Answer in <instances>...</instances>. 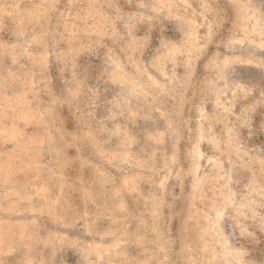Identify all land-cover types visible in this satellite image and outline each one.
I'll use <instances>...</instances> for the list:
<instances>
[{
    "label": "rangeland",
    "instance_id": "374dc122",
    "mask_svg": "<svg viewBox=\"0 0 264 264\" xmlns=\"http://www.w3.org/2000/svg\"><path fill=\"white\" fill-rule=\"evenodd\" d=\"M0 264H264V0H0Z\"/></svg>",
    "mask_w": 264,
    "mask_h": 264
}]
</instances>
